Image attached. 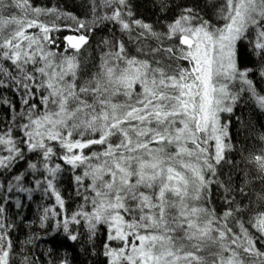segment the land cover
<instances>
[{
	"label": "snow or ice",
	"instance_id": "snow-or-ice-1",
	"mask_svg": "<svg viewBox=\"0 0 264 264\" xmlns=\"http://www.w3.org/2000/svg\"><path fill=\"white\" fill-rule=\"evenodd\" d=\"M177 7L157 30L130 0H89L83 19L0 0V264H44L43 236L95 251L101 228L106 264H264V192L253 202L248 173L224 171L239 168L236 109L247 97L264 112V0L213 2L215 20L196 3ZM98 27L111 35L92 49L89 72ZM244 160L264 185V148ZM35 192L48 202L17 248L9 210ZM42 255L71 264L55 246Z\"/></svg>",
	"mask_w": 264,
	"mask_h": 264
},
{
	"label": "trees",
	"instance_id": "trees-1",
	"mask_svg": "<svg viewBox=\"0 0 264 264\" xmlns=\"http://www.w3.org/2000/svg\"><path fill=\"white\" fill-rule=\"evenodd\" d=\"M38 4L45 5H59L64 11L70 12L73 15L80 17L90 18L89 13V0H35ZM170 5V11L162 13L160 11V0H130V3L135 12L136 18L143 19L145 22L151 23L156 26L157 30L163 27V24L167 20L171 19L175 13L180 9L177 5H192L198 4L200 9H203L207 18L215 20V8L212 7V3L219 4L221 0H165ZM111 35L107 27H98L95 29L91 36V48L84 53L86 58V68L89 72L92 70V57L94 55L92 49L97 47V43L102 37ZM127 41V38H125ZM129 49L134 51L132 44L128 45ZM98 56V52L95 53ZM255 58L249 56L245 59L244 63L251 65ZM258 87L264 90V83L257 80ZM7 117V109L0 110V120H5ZM239 118V119H237ZM231 135L233 142L235 143V150L231 154V158L238 164V169H232L226 165L224 171L231 170L233 175L239 181L244 173H248V179L252 180V185L248 188L250 198L253 202H256L257 193L264 192V185L256 181L254 178L261 173L255 169L253 165H249L244 160V157H248L250 154H258L260 150L264 148V142L260 140L261 134H264V112L260 111L255 105L248 101L245 97V102L241 103L236 109L235 116L232 118ZM239 173V175H237ZM61 187L64 190L66 198L71 197L68 200V208L72 209L76 206L78 201L75 198L74 186L70 174H65ZM217 190L214 189V192ZM215 206L218 211L222 210V203L219 199V195L214 196ZM48 201L42 200V194L40 192L33 193V200L28 201L23 198L25 207L17 210L14 204L10 207L9 213L14 217L17 228L13 232V239L16 242L17 248L21 247V242L24 241L29 235H31L36 228L33 227V222L38 215V209L42 203ZM246 203L248 201H245ZM255 206V204H254ZM19 212V215L16 213ZM105 240L104 229L101 228L97 239L95 241L96 248L93 251L91 245L85 240L80 243H73L67 241L63 236H43V238L36 243L38 247L35 251L40 255V259L47 264V257L42 255L49 247L55 246L61 255L67 254L71 260V264H106V260L102 255L103 243Z\"/></svg>",
	"mask_w": 264,
	"mask_h": 264
}]
</instances>
